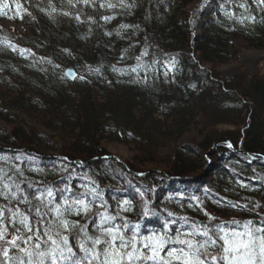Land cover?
I'll list each match as a JSON object with an SVG mask.
<instances>
[{
  "label": "trees",
  "instance_id": "16d2710c",
  "mask_svg": "<svg viewBox=\"0 0 264 264\" xmlns=\"http://www.w3.org/2000/svg\"><path fill=\"white\" fill-rule=\"evenodd\" d=\"M10 1L0 0V14ZM23 2L26 7L18 11L26 32L11 36L0 26V121L5 123L0 127V147H4L0 154L54 160L66 165L68 172H85L110 201L120 187L121 199L132 208L125 214L130 221L141 212L138 205L150 199L149 210L156 215L140 219L142 235L161 231L166 218L181 216L211 226L195 207L194 196L219 222L230 221L228 216L233 215L235 220L260 225L264 218V78L221 83L216 70L234 60L235 41L252 50L264 48V10L252 0H239L256 17L254 23H239L236 17L244 10L234 6L235 0L233 4L215 0L202 33L193 38L190 8L197 0H135L131 9L99 7L119 0H93L95 7L81 3L72 7L69 0ZM225 11L235 15L229 18ZM102 16L113 19L105 21ZM121 24L131 27L121 29ZM146 45L149 55L140 63L151 66L132 72L138 63L135 57ZM170 58L175 65L166 67ZM67 69L76 72L74 81L65 77ZM219 125L238 129L213 133ZM194 133L197 143L178 146L169 161H159L169 143ZM109 143L131 146L137 156L117 163L104 148ZM224 143L234 151L219 145ZM212 150L207 158L218 154V165L208 169L201 154ZM237 150L257 161L245 162ZM111 166L121 169L131 183L112 173ZM149 166L153 168L138 169ZM46 174L25 176L52 185L61 173ZM221 198L248 204L250 209L256 203L261 207L235 209L218 204ZM114 208L109 211L119 210ZM168 212L173 217H167ZM175 224L183 222L176 219Z\"/></svg>",
  "mask_w": 264,
  "mask_h": 264
},
{
  "label": "snow or ice",
  "instance_id": "6c2138e0",
  "mask_svg": "<svg viewBox=\"0 0 264 264\" xmlns=\"http://www.w3.org/2000/svg\"><path fill=\"white\" fill-rule=\"evenodd\" d=\"M69 3L72 7L77 3L96 6L93 0H69ZM227 3L233 4L234 0H227ZM252 3L264 10V0H252ZM234 6L248 13L242 12L236 17L239 23L255 22L256 17L246 2L235 0ZM99 7L131 9L135 7V0L132 3L126 0H119L118 4L101 3ZM224 14L229 18L235 15L230 11ZM75 19L80 17L77 15ZM101 19L110 21L113 17L102 16ZM129 27L128 24L120 25L121 29ZM148 55L149 46L146 45L135 57L138 63L131 71L136 72L138 68L147 71L151 65L140 62ZM155 63L153 60L152 64ZM174 65L175 59L170 58L165 66ZM164 75L167 76V72ZM2 159L7 162L9 157ZM61 171L68 172L67 166ZM73 175L69 172L62 176L63 186L49 185L25 176L22 168L15 164L8 169L0 168V264H264V218L259 226L252 220L219 222L203 209V201L194 196L195 207L211 226L181 216L176 219L190 225L191 230L180 231L172 228L176 219L166 218L161 231L142 236L140 219L156 215L149 210L150 199L144 200L138 220L133 223L121 215L132 210L129 201L118 202L119 210L113 214L104 199L103 189L95 180L86 173L81 174L80 179L86 183L80 185L83 190L79 191L71 183ZM140 196L144 197V192H140ZM217 203H226L235 209L261 207L256 203L250 209L248 204L241 205L226 198ZM21 205L25 207L22 209ZM167 217H173V213L168 212ZM228 223L239 225L242 230H230L225 226Z\"/></svg>",
  "mask_w": 264,
  "mask_h": 264
},
{
  "label": "rangeland",
  "instance_id": "374dc122",
  "mask_svg": "<svg viewBox=\"0 0 264 264\" xmlns=\"http://www.w3.org/2000/svg\"><path fill=\"white\" fill-rule=\"evenodd\" d=\"M30 1L32 2L33 5H36L46 0H30ZM10 2L11 3H7L5 4L3 8H1L2 10L0 14V26L3 27L11 36L17 37L26 32L25 25L22 24V21L20 20L22 18L21 16H19L20 12L18 11L19 9L23 10L26 7V5L23 2V0H11ZM214 2L215 0H207V4H206L205 0H197V2L190 8L191 12H193V15H192L193 19L191 22V32H192L191 34L193 38H196V36H199L202 33L203 24L207 20V17L205 16H207L208 13L211 11V7L213 6ZM17 5H19L20 7L17 8ZM201 9H203V11H201ZM5 43H6L5 45H8L12 49H14V46L10 44V42L6 41ZM235 46H236L235 47L236 56L234 60L226 65L217 67L216 73L218 74L219 81L221 83H228V82L236 81L239 78H243L245 81L251 78H264V48L260 51L252 50L246 47L245 44L239 40L235 41ZM18 53L22 55L23 51L18 50ZM26 121L29 124V126L32 124L30 121L28 120ZM4 125L5 123H2L0 121V127H4ZM242 128L243 129L246 128V124ZM213 129H214L213 133H218V132L231 133L234 130H237L238 128H235L229 125H219L217 127H214ZM198 141H199V137L197 134L194 133L192 135L182 137L181 139H179V141L169 143L164 148L163 153H162V159H159V161L161 160L163 163L169 161L170 160L169 158L172 156V152L176 147L184 146V145L189 146L190 144H195ZM0 148L4 149V147L2 146ZM104 148L111 155V158L115 160L117 163H123V164L124 162L128 163L129 161H131L132 158H135L137 156L136 155L137 153H135L134 148L131 146H124V145H119L116 143H109V144H105ZM214 149L215 148H213V150ZM5 150L10 151L9 149H5ZM210 152L207 154H201L202 156H204V159L207 162L206 167L209 166L208 169H212V167L218 165V160H219L218 154L212 159L207 158L208 154L211 155ZM4 156L9 157V160L7 162H5L4 159H2V157ZM16 157H19L20 159L18 160L16 159ZM16 157L12 154L11 155L0 154V168L8 169L13 164H15L22 168V170L24 171V175L31 172L32 174H36L39 176L41 175L44 177L47 175L46 173H58L59 171L61 174H59V176L54 178L55 184H52V185L59 184L61 186H63L62 176H67L66 173H69V172H64V174H62L61 170L64 167H62L60 164L54 163L53 162L54 160H44V162H38L28 157H22L19 155H17ZM241 159H243L245 162H249L245 160L244 158H241ZM21 161H23V163H21ZM109 168H113L114 170L111 172L115 174L117 173V176L123 179L125 184H130V182L124 177V174L121 169L116 168V166H111ZM152 168H153L152 166H149V167H143L142 169L141 168H138V169L141 172V170H151ZM39 170H43V171H39ZM84 173L85 172L81 173V172L76 171L75 174L73 175V179L71 183L76 190H79V191L83 190L80 187V185H82L83 183H86V181L81 180L80 175ZM114 195H115L114 199L111 200L113 202L110 201L109 197H105V196L104 197H105V200L108 202L109 207L113 206L115 207L114 209H119V208H116L118 207L117 203L118 202L120 204L123 203V200L121 199L122 191L120 187L117 188ZM203 205L205 204L203 203ZM143 206L144 204L140 203L138 205V209H142ZM111 213L115 214L114 212H111ZM125 214L126 213H121V215H125ZM228 217H230L231 220H233L235 216L229 215ZM137 220H138V217H134L132 219L133 223H135ZM120 222L121 221L118 219L117 223H120ZM172 227L173 229H179L180 231H190L191 230L190 225H186V224H180V225L175 224V226H172ZM241 230L242 228L240 227L236 231H241ZM153 232L154 231L150 232L147 235H151ZM140 235L142 234L140 233ZM142 236H146V235H142Z\"/></svg>",
  "mask_w": 264,
  "mask_h": 264
},
{
  "label": "water",
  "instance_id": "95a60500",
  "mask_svg": "<svg viewBox=\"0 0 264 264\" xmlns=\"http://www.w3.org/2000/svg\"><path fill=\"white\" fill-rule=\"evenodd\" d=\"M69 73H72V74L69 75ZM64 75L70 81H74L75 78H76V76H77L76 73L74 72V70H70V69L65 70ZM219 145H221V144H219ZM219 145H215V147L216 146H219ZM225 147L227 149L231 150V151H234L233 148L230 147V144L229 143H226L225 144ZM212 152H213V150L210 152V154H212ZM236 152H237V154H239L240 156H242V157H244L246 159H251V160L256 159L253 155L247 154V153L243 152L242 150H237Z\"/></svg>",
  "mask_w": 264,
  "mask_h": 264
},
{
  "label": "bare ground",
  "instance_id": "6f19581e",
  "mask_svg": "<svg viewBox=\"0 0 264 264\" xmlns=\"http://www.w3.org/2000/svg\"><path fill=\"white\" fill-rule=\"evenodd\" d=\"M226 143H224V144H221V145H225ZM236 152V151H235ZM237 153V152H236ZM256 158V157H255ZM252 161H257V159H253ZM264 162V161H263Z\"/></svg>",
  "mask_w": 264,
  "mask_h": 264
}]
</instances>
